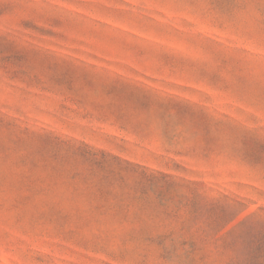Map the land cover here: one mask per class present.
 <instances>
[{
  "label": "rangeland",
  "instance_id": "obj_1",
  "mask_svg": "<svg viewBox=\"0 0 264 264\" xmlns=\"http://www.w3.org/2000/svg\"><path fill=\"white\" fill-rule=\"evenodd\" d=\"M0 264H264V0H0Z\"/></svg>",
  "mask_w": 264,
  "mask_h": 264
}]
</instances>
